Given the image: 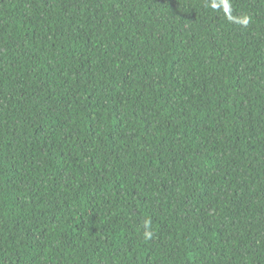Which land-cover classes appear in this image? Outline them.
Segmentation results:
<instances>
[{"label":"trees","instance_id":"16d2710c","mask_svg":"<svg viewBox=\"0 0 264 264\" xmlns=\"http://www.w3.org/2000/svg\"><path fill=\"white\" fill-rule=\"evenodd\" d=\"M0 264H264V0H0Z\"/></svg>","mask_w":264,"mask_h":264}]
</instances>
